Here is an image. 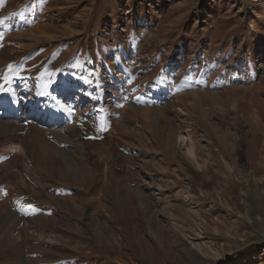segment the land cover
<instances>
[{
    "label": "rangeland",
    "instance_id": "obj_1",
    "mask_svg": "<svg viewBox=\"0 0 264 264\" xmlns=\"http://www.w3.org/2000/svg\"><path fill=\"white\" fill-rule=\"evenodd\" d=\"M5 76L72 119L0 126V264H264V0H0Z\"/></svg>",
    "mask_w": 264,
    "mask_h": 264
},
{
    "label": "bare ground",
    "instance_id": "obj_2",
    "mask_svg": "<svg viewBox=\"0 0 264 264\" xmlns=\"http://www.w3.org/2000/svg\"><path fill=\"white\" fill-rule=\"evenodd\" d=\"M4 25H5L4 26V29L5 30H8V29H10V27L13 26V24H11V23H7V24H4ZM36 78H39V77L36 76ZM38 80L36 79V82ZM42 80H44V75H43ZM69 81H70L69 78H66L65 84H68ZM3 82H4V78H2L0 80V84L3 83ZM9 83H11L13 86L6 87V85H8ZM6 85L4 86V88L6 89V91H4L3 96H0V108H3L4 111H5V112L4 111L3 112L0 111V126H2L3 128H8L11 131L25 132L26 133L29 130L28 127L32 125V124L29 125V123H30L29 122L30 121L29 118H32L33 117V119H34V114H36V113L33 114L31 112L25 111L24 113H19L17 116H12L10 118L8 116L9 113L7 111V108L12 107L14 105V102H16V101L18 102V99H19V98L16 97V93H15L16 91L11 92L10 89L12 87L21 86L22 83L20 82V80H12V81H9L8 83H6ZM73 89H75V88H73ZM34 98L39 103H37L35 106L34 105L33 106H30V108L34 107L36 109V111H39L41 108H43L44 111H45V113L44 114H41V116L38 115V116H40L41 120L40 121L38 120L37 124L39 123V125L42 124L43 126L52 125V124L54 126H59L61 124H66V123H69L71 121L72 115H71V112L70 111H72V110H69L70 108L67 107V106H65L60 101L59 98L50 100L51 101L50 102V105L46 109H45V104H42V101H43L42 98H44V100H47V99H49V96L48 95H45V94H43L42 92L39 91L34 96ZM97 98L99 99V95L96 96V100H98ZM24 101H25V99L22 97V100H20L19 103L24 102ZM30 110L31 109H29V111ZM64 114L66 115L65 117H63ZM31 128L32 127H30V129ZM22 137H24V136H22ZM11 141H13V138L10 137V136H5L4 135V137H1L0 138L1 144H7L8 145V144H10ZM5 147H4V149H5ZM6 149H8V150H14L16 148L13 147V145H9V147H7ZM19 149H20V147H19ZM1 153H3V151Z\"/></svg>",
    "mask_w": 264,
    "mask_h": 264
},
{
    "label": "snow or ice",
    "instance_id": "obj_3",
    "mask_svg": "<svg viewBox=\"0 0 264 264\" xmlns=\"http://www.w3.org/2000/svg\"><path fill=\"white\" fill-rule=\"evenodd\" d=\"M11 68V66H9ZM4 82L8 83L9 82V78L7 76L4 77ZM0 91H6V89L3 87V85H0ZM31 209L32 211H35V209H32L31 205H27L24 207H20L18 210L22 213V214H28L27 210Z\"/></svg>",
    "mask_w": 264,
    "mask_h": 264
}]
</instances>
